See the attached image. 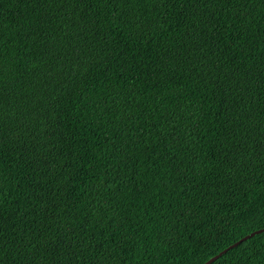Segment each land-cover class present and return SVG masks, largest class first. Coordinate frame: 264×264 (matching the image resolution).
Masks as SVG:
<instances>
[{
  "label": "trees",
  "instance_id": "obj_1",
  "mask_svg": "<svg viewBox=\"0 0 264 264\" xmlns=\"http://www.w3.org/2000/svg\"><path fill=\"white\" fill-rule=\"evenodd\" d=\"M260 229L264 0H0V264H205ZM210 264H264V231Z\"/></svg>",
  "mask_w": 264,
  "mask_h": 264
},
{
  "label": "water",
  "instance_id": "obj_2",
  "mask_svg": "<svg viewBox=\"0 0 264 264\" xmlns=\"http://www.w3.org/2000/svg\"><path fill=\"white\" fill-rule=\"evenodd\" d=\"M263 231H264V229H260V230H257V231H255V232H252V233L249 234V235H246L245 237H243L242 239H240L239 241H237L235 244L229 246L227 249H225L224 251H222L219 255H217V256H215V257L209 259L205 264H210L211 262H213L214 260H216L219 256H221L222 254H224V253H225L227 250H229L230 248H232V247L238 245L239 243H241V242L247 240L248 238L252 237L254 234H256V233H260V232H263Z\"/></svg>",
  "mask_w": 264,
  "mask_h": 264
},
{
  "label": "rangeland",
  "instance_id": "obj_3",
  "mask_svg": "<svg viewBox=\"0 0 264 264\" xmlns=\"http://www.w3.org/2000/svg\"><path fill=\"white\" fill-rule=\"evenodd\" d=\"M58 111L61 114V117L64 119L70 118L71 117V112L68 111L67 109H63L61 107L58 108Z\"/></svg>",
  "mask_w": 264,
  "mask_h": 264
},
{
  "label": "clouds",
  "instance_id": "obj_4",
  "mask_svg": "<svg viewBox=\"0 0 264 264\" xmlns=\"http://www.w3.org/2000/svg\"><path fill=\"white\" fill-rule=\"evenodd\" d=\"M223 251H224V250H223ZM220 253H221V252H220ZM220 253H219V254H220ZM219 254H218V255H219ZM222 255H224V254H222ZM222 255H221V256H222ZM216 256H217V255H216ZM221 256H219V257H221ZM214 257H215V256H214ZM219 257H218V258H219ZM212 258H213V257H212ZM218 258H217V259H218ZM210 259H211V258H210ZM217 259H216V260H217ZM216 260H214V261H216ZM211 263H212V262H211Z\"/></svg>",
  "mask_w": 264,
  "mask_h": 264
}]
</instances>
